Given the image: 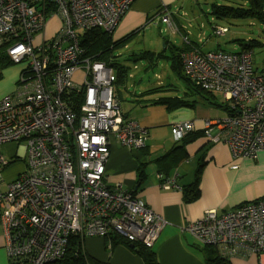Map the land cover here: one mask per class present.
Listing matches in <instances>:
<instances>
[{
    "label": "built area",
    "instance_id": "built-area-1",
    "mask_svg": "<svg viewBox=\"0 0 264 264\" xmlns=\"http://www.w3.org/2000/svg\"><path fill=\"white\" fill-rule=\"evenodd\" d=\"M134 1L0 0V44L7 41V55L23 65L16 91L0 99V148L24 141L16 156L0 151V181L8 163L20 156L25 164L0 188L10 264L54 262L72 235L114 234L152 247L165 224L141 198L108 182L109 135L139 149L147 132L120 108L113 68L85 56L80 45L86 29L111 33ZM52 19L58 24L45 35ZM160 20L179 31L166 8ZM225 31L217 26L213 34ZM180 62L186 77L222 94L229 107L225 117L204 121L210 140L227 144L234 159L257 158L264 151V74L255 73L252 51L190 47L180 53ZM69 91L76 94L75 107L67 103ZM194 126L193 120L173 124L174 140ZM158 177L162 188L182 189L173 178ZM183 229L223 258L263 254L264 198L222 213L207 209Z\"/></svg>",
    "mask_w": 264,
    "mask_h": 264
},
{
    "label": "crops",
    "instance_id": "crops-1",
    "mask_svg": "<svg viewBox=\"0 0 264 264\" xmlns=\"http://www.w3.org/2000/svg\"><path fill=\"white\" fill-rule=\"evenodd\" d=\"M164 8L170 12L175 24L179 10L184 16L187 14L181 0H135L112 31L116 32L114 39L132 31L144 30L149 21L157 18H159L157 21L167 25L166 28L169 31L174 32V28L160 20ZM55 24H58V21L52 19L43 33L51 35L56 28ZM188 25L192 27L191 21ZM190 36L191 32L188 30L185 37L193 43L194 40L189 38ZM184 43L183 38L182 46ZM202 50L206 51L203 48ZM166 53L168 54L167 51ZM22 68L21 63L0 67V99L16 91L18 76ZM212 93L219 98L217 93ZM136 96L134 93L133 97ZM117 98L125 114L146 129V145L139 149L129 148L122 145L114 136L109 135L110 153L106 163L108 182L124 190H133L134 195L141 198L151 210L164 219L165 224L152 246L160 264H205L203 252L199 249L202 245L185 231L183 226L200 218L207 209H215L218 213H222L242 203L263 198L264 151H261L255 159H234L227 144L210 140V136L205 132L204 121L225 117L228 114L225 107L200 101L190 106L181 105L171 108L156 103L155 105H161L163 108L154 110L152 106L147 107L140 104L138 99H134L133 104L137 105L138 109L132 113L121 106L120 99ZM186 99L188 98L183 97V100ZM226 103L224 101L225 106ZM212 107L224 109L225 114L213 110ZM155 112H157V119L154 116ZM184 120L194 121L195 126L189 133L196 134V136L193 140L184 143L186 157L168 164V159L164 156L172 148L182 144V140H174L171 128L176 122ZM2 148L7 150L5 155L8 157L16 156L13 154V151L17 149L16 144L5 143L0 151ZM177 158L179 159L180 156L178 155ZM21 160L19 156L4 167L3 180L0 181L1 189H4L10 179H13L24 168V160ZM200 163L201 168L197 181L199 195L195 200L186 202L182 189H164L160 186L159 174L173 178L181 188L191 185L194 183ZM234 164L238 166L233 168ZM112 236L118 237V235ZM110 237L111 235L85 237L83 248L89 256L102 262L145 264L130 244L120 242L112 245ZM5 247V228L0 218V264H10ZM229 260L231 264H264V253L260 255L237 254Z\"/></svg>",
    "mask_w": 264,
    "mask_h": 264
},
{
    "label": "rangeland",
    "instance_id": "rangeland-1",
    "mask_svg": "<svg viewBox=\"0 0 264 264\" xmlns=\"http://www.w3.org/2000/svg\"><path fill=\"white\" fill-rule=\"evenodd\" d=\"M213 1L216 0H181V3H184V9L187 14L184 16L181 10H179L176 14V24L179 27V31H169L166 28L167 25L157 21V19L159 20V18H157L156 20L154 19L153 21H149L144 30H140L132 35L127 45L119 49H115L112 52L111 56L118 55L119 57L121 54L119 60L127 67V76L125 79L121 82H115L113 84V89L120 99L121 106L127 108L129 112L133 113L134 110L138 109L137 105L133 104L135 103L134 99H138L140 101L141 99L145 100L156 99L164 96H177L179 98H188L190 101L194 99H196L197 102L204 101V98L200 94L195 93L194 89L187 88L186 83L178 76L176 71L174 72L170 69L169 61H165L160 58L157 62H155V66L149 67L146 60H126V58L131 57V53H139L146 50L158 53L164 48V51L170 52V48H166L165 41L168 42V46L169 44L181 46L183 43V37H185L188 30L191 32V36L189 38L193 39L195 44L198 43L206 50H223L226 52L240 51L243 49L240 42H247L251 39H257L264 43V33L262 32L263 26L256 20L243 18L228 22L226 20L215 19L211 14H208ZM217 1L227 3V1L224 0ZM189 21H191L192 27L188 25ZM201 24H203L202 27H200ZM214 24L225 27L226 31L219 36L213 35L212 25ZM54 26L56 27L57 24ZM115 35L116 32L113 33V38ZM202 40L203 42H201ZM250 50L253 53V68L255 73L257 75L264 74V45H252ZM171 51H175L174 48H171ZM83 71L84 69H80L76 72L74 75V81L80 80ZM168 84V89L154 91L152 95L141 94L147 89L157 87L158 85ZM134 93H136V97H133ZM217 94L221 101H225L222 94ZM146 104L147 107L152 106L154 110L163 108L161 105H155V103ZM212 108L217 112L225 114V110L222 108ZM156 115L157 112L154 113L155 119H157ZM13 144L15 145V143ZM23 144L24 141H22L19 145ZM16 151L17 149L15 152L13 151L14 155H16ZM1 152L5 155L7 150L2 148ZM16 176L17 174L14 177Z\"/></svg>",
    "mask_w": 264,
    "mask_h": 264
},
{
    "label": "trees",
    "instance_id": "trees-1",
    "mask_svg": "<svg viewBox=\"0 0 264 264\" xmlns=\"http://www.w3.org/2000/svg\"><path fill=\"white\" fill-rule=\"evenodd\" d=\"M227 1V3H222L219 1H213L211 3V7L209 8L208 14H211L215 19L218 20H226L228 22H231L233 20L243 19V18H251L253 20H256L259 22L263 28L262 32L264 33V0H224ZM213 30L219 26L217 24L212 25ZM137 31H132L118 39L113 38V32L107 33L102 29L99 28H89L86 29L82 34L80 38V45L84 48V54L85 56H89L92 58L93 61H102L106 65L113 68V70L116 73V81L115 82H121L125 79L127 76V67L123 62L119 60L118 55H112V52L115 49H119L125 45H127L130 37L134 35ZM7 41L0 44V67H6L11 64H14V62L9 58L7 55L5 49L7 46ZM242 44L243 48H251L252 45H261L263 46L264 43L260 42L257 39H251L247 42H240ZM166 48H170V52L168 54L166 53L165 48L158 52H152L149 50L139 52V53H131L130 58L133 61H139V60H146L149 67L155 66V62H157L158 59H164L169 61L170 63V69L172 71H176L178 76L184 80V82L187 85V88L194 89L195 93L200 94L204 101L215 105L219 107H225L227 112H229V107L226 103V106L224 105V102L221 101L217 96H215L211 91L203 89L201 86L196 84L193 80L186 77V75L183 73L181 62H180V53L184 50L189 49L190 47H198L200 48L199 44L189 43L182 46H176L174 44H169L165 41ZM171 48H174L175 51H171ZM111 56V57H110ZM118 57V59H117ZM53 65V63H51ZM168 85H158L157 87H153L150 89H147L143 91L141 94H148L152 95L154 91H161L163 89H168ZM68 97L67 103L71 107H75L77 97L76 94L73 91H69L66 93ZM115 95L118 97V95L115 93ZM151 98V97H149ZM182 98V99H181ZM185 98V97H184ZM141 101V102H140ZM139 101L140 104L147 105L146 103H159L166 105L167 108L171 107H177L181 105H193L197 102L196 99L190 101L189 99L183 100V97H158L156 99H141ZM196 136L187 133L181 140L182 144L177 145L176 147L172 148L165 156L164 158H167V163H174L173 161L178 162L180 159H184L186 157V154L184 152V143H187L194 139ZM180 140V141H181ZM184 153V154H183ZM180 158L178 159V155ZM201 163L198 167V170L196 171V177L194 180V183L191 185L183 188V198L186 202H191L195 200L198 195V188H197V181L199 178ZM142 175V174H141ZM134 195V191H130ZM264 198V197H263ZM114 235V234H112ZM110 237L112 245H115L116 243H128L133 244V249L142 257L145 264H160L157 260L155 250L152 247H148L140 242H130L125 240L122 237L112 236ZM108 237V236H107ZM118 239V241H117ZM203 252V258L205 264H231V261L228 258L221 257L216 247L213 246H202L199 248ZM47 264H110L109 262H102L99 261L91 256H89L84 248H83V237L80 235H72L69 238L68 244L66 246V250L63 254V256L54 261Z\"/></svg>",
    "mask_w": 264,
    "mask_h": 264
},
{
    "label": "water",
    "instance_id": "water-1",
    "mask_svg": "<svg viewBox=\"0 0 264 264\" xmlns=\"http://www.w3.org/2000/svg\"><path fill=\"white\" fill-rule=\"evenodd\" d=\"M130 247H133V244H130Z\"/></svg>",
    "mask_w": 264,
    "mask_h": 264
}]
</instances>
